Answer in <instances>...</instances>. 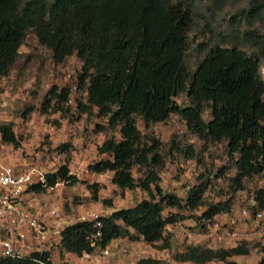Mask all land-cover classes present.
<instances>
[{
	"label": "trees",
	"instance_id": "obj_1",
	"mask_svg": "<svg viewBox=\"0 0 264 264\" xmlns=\"http://www.w3.org/2000/svg\"><path fill=\"white\" fill-rule=\"evenodd\" d=\"M207 2L208 9L220 12L231 1L243 0H0V77L9 74L27 34L51 52L54 62L75 56L81 62L78 87L87 93L82 112L96 109L110 130L119 129L120 140H106L99 148L109 158L93 163V173L113 172L112 183L122 190L137 187L132 176L134 165L146 166L149 154L157 148L142 143L135 117L148 130L177 115L189 132L203 143H223L226 155L236 168L231 182L261 176L264 179V80L260 61L264 58V33L253 29L264 16V0H248L245 9L229 18L238 29L233 41L198 44L203 54L192 68L188 65L189 33L195 25V6ZM246 27L244 30L241 28ZM69 91L52 88L44 107L55 100L58 107L67 102ZM184 97L185 104H178ZM208 119L204 118V114ZM0 139L17 146L11 124L0 125ZM159 161L158 156L151 160ZM66 166L46 174V184L31 189L44 191L59 182L75 184ZM150 172L139 187L149 199L101 217L100 244L131 238L146 243L164 242V230L182 216H163L165 208L193 210L203 205L208 180L192 188L185 204L164 194ZM151 185H154L152 188ZM257 208L264 210V187L253 192ZM231 202L209 205L199 217L231 214ZM93 222H79L61 235L64 251L81 254L91 251L95 233ZM133 233V234H132ZM243 246L230 250L188 248L183 262L204 264L225 261L230 256L247 255ZM0 264H36L32 260L6 259ZM137 264H159L141 259ZM258 264H264V256Z\"/></svg>",
	"mask_w": 264,
	"mask_h": 264
},
{
	"label": "rangeland",
	"instance_id": "obj_2",
	"mask_svg": "<svg viewBox=\"0 0 264 264\" xmlns=\"http://www.w3.org/2000/svg\"><path fill=\"white\" fill-rule=\"evenodd\" d=\"M247 1H231L220 12L210 11L205 1L196 4L195 25L189 33V66L194 68L203 55L198 51V44L214 45L224 38L233 41L238 29L229 18L245 9ZM253 29L264 33V16ZM81 65L75 56L62 63L54 62L51 52L38 43L35 35L27 34L9 74L0 77V125L11 124L19 142L14 146L0 139V161L17 170L35 169L46 174L66 166L68 175L76 179L75 184L62 181L37 193L41 205L56 209L60 215L69 217L72 224L89 220L92 213L108 217L149 199L147 191L139 184L150 172L155 175V184L161 191L180 198L182 204L192 188L208 180L210 184L203 195V205L193 210L165 208L164 217L177 214L183 219L166 227L164 242L150 244L131 238L116 239L113 255L106 260L107 264H137L141 259L156 260L159 264H196L180 259L188 248L209 249L204 232L194 223L209 205H224L228 200L235 216L244 207L251 210L253 192L264 187V179L254 176L244 181L241 188H235L231 182L236 175L235 163L226 155L224 144L203 143L187 130L177 115L153 124L148 130L135 117L142 143L152 146L153 141L158 142L157 148L149 154L148 165L132 167L135 189L122 190L114 185L113 172H91V164L109 158L100 153L102 144L111 137L119 141L120 134L119 129H109L96 109L84 112L78 109L79 102L87 105V93L78 87ZM260 74L264 80V58L260 61ZM52 88L57 93L63 89L69 91L62 107H58L55 100L49 108L44 107ZM176 102L181 105L186 100L180 97ZM204 118L208 119L207 113ZM154 156H158L159 161H151ZM77 169L81 171L79 177L73 176ZM251 228L263 231L264 221L254 223ZM251 233L245 237L240 235L216 249L243 246L247 255H233L225 261L212 260L204 264H258L264 256V235Z\"/></svg>",
	"mask_w": 264,
	"mask_h": 264
},
{
	"label": "built area",
	"instance_id": "obj_3",
	"mask_svg": "<svg viewBox=\"0 0 264 264\" xmlns=\"http://www.w3.org/2000/svg\"><path fill=\"white\" fill-rule=\"evenodd\" d=\"M80 174L77 169L73 176ZM45 184L46 173L35 169L17 170L0 161V262L28 259L36 264H107L106 260L113 255L115 240L105 246L100 244L102 216L97 213L90 214L87 221H80L94 223L92 250L81 254L63 250L62 232L73 224L56 209L41 205L38 193L31 187ZM251 203V210L244 207L237 216L221 214L194 223L204 232L210 250L240 235L245 237L251 231L264 235V230L257 232L251 228L254 223L264 221V210L257 208L253 199Z\"/></svg>",
	"mask_w": 264,
	"mask_h": 264
}]
</instances>
